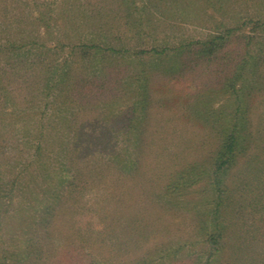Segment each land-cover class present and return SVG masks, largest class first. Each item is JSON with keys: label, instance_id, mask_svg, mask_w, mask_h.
Wrapping results in <instances>:
<instances>
[{"label": "rangeland", "instance_id": "rangeland-1", "mask_svg": "<svg viewBox=\"0 0 264 264\" xmlns=\"http://www.w3.org/2000/svg\"><path fill=\"white\" fill-rule=\"evenodd\" d=\"M207 2L0 0V264H134L146 253L140 264H205L208 206L197 200L208 193L207 180L159 196L173 173L212 150L214 135L193 105L200 91L224 83L227 56L174 74L150 63L143 122L127 77L138 72L135 48L154 37L173 46L204 39L217 20L229 23L252 3ZM143 16L144 34L123 35L124 58L95 65L76 53L96 32L116 42L124 21ZM240 40L232 38V55ZM8 42L18 49L6 50ZM52 75L64 78L61 85L48 83ZM224 97L215 98V109ZM255 109L254 120L264 119V105ZM237 216L239 224L251 221L247 211ZM248 229L229 227L225 253L211 264H264V221Z\"/></svg>", "mask_w": 264, "mask_h": 264}, {"label": "trees", "instance_id": "trees-1", "mask_svg": "<svg viewBox=\"0 0 264 264\" xmlns=\"http://www.w3.org/2000/svg\"><path fill=\"white\" fill-rule=\"evenodd\" d=\"M249 1L252 3L248 5L246 13L237 12L229 15L231 17L229 23L217 20L213 27L215 32L204 39L190 43L182 42L173 46L165 40L154 37L151 45L140 49L135 48L132 55L136 58L135 64L138 66L135 70L138 72L130 74L131 76L127 77L129 80H126L129 84L134 83L136 87L134 88L136 100L134 99L132 105L136 106L135 110L143 111L140 115L143 122L147 118L144 112L147 106L149 107L151 97L148 86V71L152 68L150 63L155 62L154 67L162 70L157 71L174 74L187 66L220 62L224 59L223 55L227 56V62L221 69L225 77L224 83L222 82L221 86L206 89L205 92L200 91L197 94V104L193 105L195 115L203 117V125L209 126L214 135L212 150L206 160L190 162L173 173L165 191L159 196L163 199V196L168 194V190L170 193L177 191L187 193L191 186L207 180L203 191L208 193L197 200V204L208 206L202 221L200 220L201 229L205 231L206 241L209 243V250L205 253V264L221 259L222 252L225 253L227 247L225 239L229 234L227 233L229 227L243 229L246 226V229L254 231L257 225L264 221V119L261 115L257 118L259 120H254L257 114L255 108L258 105H264V0ZM220 9L222 10L223 6H220ZM214 11L217 10L214 9ZM147 15L150 17V14ZM142 19L145 17L139 18V21L137 20L139 23L128 19L124 21V26L128 28L115 36L118 39L113 37L117 39L116 42H112L108 34H103L102 38L98 39L96 38L98 32H94L93 37L76 45L78 50L73 49L79 53L80 57L94 61L95 65H103L111 59L124 58V54L129 53L127 48L129 44L124 42L123 35L125 36L127 31L135 28V33L141 36L143 30L140 21ZM96 27L99 26L96 25ZM150 37L152 36L148 37L149 40ZM232 38L241 39L239 49L233 55L229 47ZM8 45L6 50L18 49L13 42H8ZM185 54L192 56L194 61L184 58ZM67 58L64 59L62 67L68 66ZM56 78L52 75L48 83L58 82L61 85L64 78L55 80ZM61 93L55 94L54 98L62 97ZM220 95L225 96L224 100L215 109V98ZM58 104L63 107L64 103ZM9 114L15 115L12 110ZM129 126L132 127L134 124L130 123ZM127 167L130 172L135 168V166ZM259 186L263 187V192L259 193ZM67 193L68 189L63 188L59 197L65 198ZM246 211L250 214L251 221L239 224L237 215L242 218ZM55 212L56 210L52 207L48 225H51ZM249 229L245 230V233L252 231ZM252 233L255 234V232ZM239 239L242 244L246 241L243 236ZM146 254L132 263L137 264L145 260ZM30 255L28 253L26 257ZM2 259L4 261L7 258ZM1 263L5 264V262Z\"/></svg>", "mask_w": 264, "mask_h": 264}]
</instances>
